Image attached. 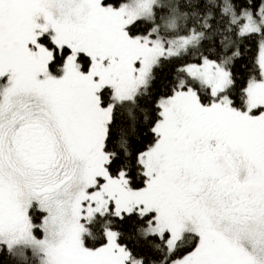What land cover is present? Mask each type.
<instances>
[{
  "label": "snow or ice",
  "instance_id": "1",
  "mask_svg": "<svg viewBox=\"0 0 264 264\" xmlns=\"http://www.w3.org/2000/svg\"><path fill=\"white\" fill-rule=\"evenodd\" d=\"M0 264H264V0H0Z\"/></svg>",
  "mask_w": 264,
  "mask_h": 264
},
{
  "label": "trees",
  "instance_id": "2",
  "mask_svg": "<svg viewBox=\"0 0 264 264\" xmlns=\"http://www.w3.org/2000/svg\"><path fill=\"white\" fill-rule=\"evenodd\" d=\"M162 2L165 3V0ZM243 43V59L241 63L238 65V73H239V79L244 80L246 79L248 75V68L253 65L255 59L258 56L259 53V45L258 41L248 40L244 41Z\"/></svg>",
  "mask_w": 264,
  "mask_h": 264
},
{
  "label": "rangeland",
  "instance_id": "3",
  "mask_svg": "<svg viewBox=\"0 0 264 264\" xmlns=\"http://www.w3.org/2000/svg\"><path fill=\"white\" fill-rule=\"evenodd\" d=\"M163 1V0H162ZM169 2V0H165V3ZM259 54V53H258Z\"/></svg>",
  "mask_w": 264,
  "mask_h": 264
}]
</instances>
